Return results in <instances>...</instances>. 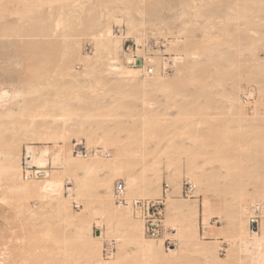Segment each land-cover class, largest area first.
Returning a JSON list of instances; mask_svg holds the SVG:
<instances>
[{"label":"rangeland","instance_id":"rangeland-1","mask_svg":"<svg viewBox=\"0 0 264 264\" xmlns=\"http://www.w3.org/2000/svg\"><path fill=\"white\" fill-rule=\"evenodd\" d=\"M2 91L0 264H264V0H0Z\"/></svg>","mask_w":264,"mask_h":264},{"label":"built area","instance_id":"built-area-1","mask_svg":"<svg viewBox=\"0 0 264 264\" xmlns=\"http://www.w3.org/2000/svg\"><path fill=\"white\" fill-rule=\"evenodd\" d=\"M133 63L136 66H141L140 69L145 67V62L143 59L138 56H133ZM154 72L153 67L146 68V73L152 74ZM253 91L247 90L245 91L244 98L245 100H249V97H252ZM73 153L76 156L80 157H91V156H104L109 157L110 153L104 152L100 149H89L84 145L75 144L73 148ZM33 156L34 150L28 147H25V152L21 161L22 168V177L24 180H32L34 178H38L40 176H47V171L44 170V167H37L33 164ZM195 189V185L187 182L184 188V193L186 196H192V192ZM116 202L119 206L129 207L132 212L143 218L146 221V231L148 234L155 236L159 232L160 228V215L162 211V207L159 201L155 200H145V199H132L129 200L125 197L123 189L116 190ZM70 195V193H68ZM252 215L250 216L249 223L253 226V224L259 226V218L262 213V209L260 205H255L252 209ZM113 254V247L111 244H108L105 247V253L103 255V264H109Z\"/></svg>","mask_w":264,"mask_h":264},{"label":"bare ground","instance_id":"bare-ground-1","mask_svg":"<svg viewBox=\"0 0 264 264\" xmlns=\"http://www.w3.org/2000/svg\"><path fill=\"white\" fill-rule=\"evenodd\" d=\"M133 70H135V71L137 72V71L140 70V68L133 69ZM134 75H135V74H134ZM7 94H8L7 91H2V92H0V101H1V99H2L3 97H5ZM8 95H9V94H8ZM34 139H35V138H34ZM32 143H34V142H32ZM31 147H36V146H31ZM31 147H30V148H31ZM11 149H13V147H11L10 150H11ZM34 157H35V153H34L33 159H34ZM114 165H115V163H114ZM44 166H45L44 161H43V160H39V167H44ZM81 167H83L84 170L87 171V172H92V171H95V170H97V169H98V170H109V171L114 170V166H113V164H110V163H106V164H102V165H98V166L88 165V164H82ZM9 171H10V167H7V168H6V172L9 173ZM18 176H19V171H18ZM48 184H49L50 186H53V185H54L52 181H49ZM179 210H180L181 212H184V213H185V212H186V213H193V212L196 211V208H189V207H186V206H180V207H179ZM259 228H260V225H259ZM253 232H254V234H257V233H258V231H253ZM171 250H173V249H171Z\"/></svg>","mask_w":264,"mask_h":264},{"label":"water","instance_id":"water-1","mask_svg":"<svg viewBox=\"0 0 264 264\" xmlns=\"http://www.w3.org/2000/svg\"><path fill=\"white\" fill-rule=\"evenodd\" d=\"M253 229L256 230L257 229V225L256 224H253Z\"/></svg>","mask_w":264,"mask_h":264}]
</instances>
